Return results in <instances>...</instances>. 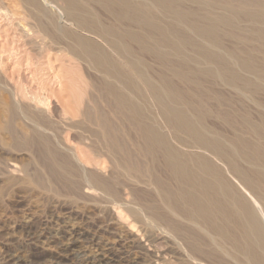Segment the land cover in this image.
<instances>
[{
	"label": "bare ground",
	"instance_id": "6f19581e",
	"mask_svg": "<svg viewBox=\"0 0 264 264\" xmlns=\"http://www.w3.org/2000/svg\"><path fill=\"white\" fill-rule=\"evenodd\" d=\"M54 1L20 0L34 28L22 14L0 8L7 31L16 35L0 49L10 52L18 70L31 73L35 55L67 39L68 53L99 74L91 85L96 94L90 96L93 107L81 111L67 99L60 115L47 114L49 98L43 109L32 111L0 73V91L13 97L4 106L1 142L33 153L38 166L33 173L25 169L24 179L48 191L93 194L123 222L130 217L161 227L184 245L189 264H264V0H59L65 4L64 23L106 48L59 25ZM24 47L34 57L19 51ZM2 58L0 51L3 71ZM244 100L254 102L257 121ZM73 132L74 149L62 141ZM127 183L132 202L124 198ZM63 235L73 241L70 246L84 240L80 231ZM104 255L89 264L114 262Z\"/></svg>",
	"mask_w": 264,
	"mask_h": 264
},
{
	"label": "rangeland",
	"instance_id": "374dc122",
	"mask_svg": "<svg viewBox=\"0 0 264 264\" xmlns=\"http://www.w3.org/2000/svg\"><path fill=\"white\" fill-rule=\"evenodd\" d=\"M18 2L20 3L22 9H18ZM62 3L64 4L63 1H54L56 9H58V12L62 16L60 19H58L59 21H61L59 22V25H65L64 27L68 26L67 28H70L72 31H75L92 41L96 40L95 42L98 43L99 39H97V37L78 31L76 27L73 26V24H71L69 21L68 22L71 25H69L68 23H64V21L66 20V14H64L65 4L63 5ZM10 4H14V7L15 5H17L15 7L16 9L13 7V5ZM0 8H3V11L7 13H9L8 11L15 10L13 11L14 13L18 12L17 14H22L21 19H23L28 26L34 28V21L28 18V16H25L26 10L21 5L20 0H16V2L15 0H2V2L0 0ZM216 11L218 12L219 10ZM61 12H63V15ZM60 14L57 13V17H59ZM0 19V45L2 44L0 48H2L5 41L12 40L16 35L14 34L15 36H13V33L7 31L9 28L7 20H4L1 16ZM25 19L27 20V22ZM240 25L245 28L247 27V23L245 22H241ZM6 31L8 32L7 34ZM2 32L4 33L1 34ZM6 35L7 37L5 39ZM8 35L11 39L8 37ZM11 35L13 36V38ZM15 39L16 38H14L13 41H15ZM65 40L63 41L62 39L63 43L59 44L60 47L57 46V48L59 47L58 49L56 48V50L51 51L46 55L44 54L40 57H36V55L34 57L32 55L34 53H32V51L30 52L29 48H19L20 52L23 50H28L27 52H30L29 54L34 57L35 68L32 70L33 74H31L32 72L27 73L24 68H22L23 70H18L17 67L13 66L14 63H11V61H9L11 59L10 52H3V49H0L4 57L2 58V60L4 61L5 59V61H9L3 62L1 66V68L4 69L3 71L0 69V73L3 75V77L6 76L5 78H3V82L5 83L7 79L11 81L6 82V87H8V90L11 89L13 92L15 91L14 93L16 94V96L19 97L21 100L23 99L21 101L18 98V101L21 102H19L21 105L23 104L27 108H32V111H35V108L37 107L43 109V101L45 100V98H49L48 110L50 112H48L47 110L46 113H58L57 115H60V113L63 112V108L61 107H64L66 104L68 105L69 103V107L72 106L73 108V106H77L79 111L83 110L84 107H93V103L90 98L95 96L96 93L94 92L93 88H91V85L95 81V79L98 78L99 74L96 73L95 70L93 71L92 67L88 66V63L86 64V62L81 61L78 58L69 54L67 47H65ZM68 42L69 41H67V45ZM99 42L102 45L100 43L98 44L106 48V46L103 45L104 43L101 40H99ZM225 46L231 47L232 45L230 42H226ZM22 55H24V53L21 54V56ZM5 56L7 57V59ZM150 60L151 59H149L148 57V59H146V62L149 63ZM149 64H152V60ZM65 71H68V73H66ZM28 74H30L31 77L34 75L33 77L35 78H31ZM2 75L0 76V78H2ZM72 76H74L75 78ZM66 77H68L67 80ZM69 77L70 79H72L71 81ZM84 79L85 81H83ZM29 80L35 81L31 82ZM24 83H27L28 85H25ZM82 89L87 92V95L81 94L82 91L80 90ZM222 89H224L225 91ZM23 90L25 92H23ZM221 90L223 93H225V95L227 94L228 96H230V94H232V92L227 93L228 89H226L225 87H221ZM5 92L0 91V122L5 120V114L3 111L5 108V104H8L7 101L12 102L11 100H13V97L10 96L11 93ZM78 94L81 96L84 95V97L82 96L83 98H81V96H79ZM24 95L26 98L24 97ZM73 95L74 97H77L75 95H78V97H80L79 102L76 101L78 97L77 99L71 97ZM35 97H37V99L39 100L41 99V103L38 102ZM230 97L236 98L237 96L233 93ZM67 99L69 102L66 101ZM100 100L101 99H98L101 105V103L103 102H101L102 100ZM35 101H37L38 104ZM60 101L62 102V104ZM64 101H66V104L64 103ZM87 101H89V103ZM247 101H249V104L246 103L247 105L245 104V106L246 108H248L251 117L253 116L252 119L254 121H257L256 119H258V114H256V109H253L254 107L256 108V106L255 104H253V101L246 100L245 102ZM63 103L64 106H62ZM87 103L91 105L89 106ZM103 105L104 108H106L105 104ZM151 105L154 104L151 103ZM249 105L251 106L249 107ZM155 108V105L151 106V109L155 110L153 112L155 113L157 111L156 113L159 114L158 109L156 108V110ZM36 110V112L40 111H38V109ZM20 121L21 124L19 126L23 128L24 123L22 120ZM213 121L209 123H213ZM214 123L213 124L217 125V127H221L219 126L220 124H218L217 122ZM221 129L223 131L225 130L224 127H221ZM227 131L225 130L224 132L226 133ZM86 134L87 133H84L85 137H88L89 135ZM226 134L230 135L229 131ZM74 135V132L62 135L63 144H65L66 146H70V148L74 149V146L78 144V140L75 139L78 137V135L77 133L75 135L76 137ZM1 137L3 136L0 135V142L3 140V138L1 139ZM5 146L6 145L2 144V142L0 143V264H89L90 260L98 258L100 256L102 257L104 254V256L110 254L112 259H114V262H112L111 264H189V257L187 253L186 255L184 254L186 251L184 245H181L182 243H178L180 241H176L169 233L167 234L170 235L168 238V236L165 234L167 232L165 231L164 233V229H162L161 227H154L148 223L144 224L143 222L140 223L138 221L135 222L130 217H128V221L124 220L123 222L118 219V217L116 216L117 214L113 210H111V208H108V210H105L104 208L102 209L101 207L106 204H100V202H98L99 199H96V196H92L93 194L89 195L87 193H82V195H77L71 192L69 193L66 190L62 191L59 187H57L56 190L54 189L53 191H48L46 189H42L38 186L30 184L24 179L26 176L25 169L33 173L35 167L36 169L38 168V166H35L36 162L33 159L34 154H31V152L27 150L15 151L14 149H9L8 146ZM31 159L33 160V162ZM77 160L83 164L84 168H86L87 170L90 169V167H88L86 163H83L79 159ZM109 165L110 164L105 166L106 168L108 167L107 170L105 168L106 172H102L106 178L110 174ZM127 184L129 185V187L127 186ZM127 184L124 188L122 187L123 189H127L123 192H126L124 198H128L126 200L128 202H132L133 197H131L129 193V188H131L132 184ZM143 186L144 185L139 186L141 188V191H143L142 189H144ZM134 187L135 186H133L132 188ZM257 204H262V202L259 201L258 203L257 201ZM261 206L262 205H260V207ZM75 231L82 232L84 234V240H78L75 245L70 246L69 244H71L73 241L70 240L69 237H64L63 233L65 232L67 234H70L71 232L73 233ZM69 241L71 242L69 243ZM68 246H70V248L72 247L71 251L65 252L64 249ZM107 251L109 253H107ZM183 254L187 258L183 257ZM202 264H206V262H202Z\"/></svg>",
	"mask_w": 264,
	"mask_h": 264
}]
</instances>
